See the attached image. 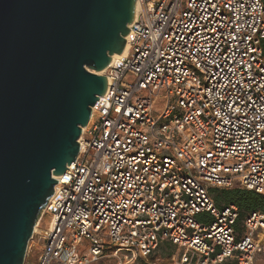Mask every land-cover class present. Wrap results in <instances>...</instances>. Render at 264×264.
I'll use <instances>...</instances> for the list:
<instances>
[{
	"label": "built area",
	"instance_id": "built-area-1",
	"mask_svg": "<svg viewBox=\"0 0 264 264\" xmlns=\"http://www.w3.org/2000/svg\"><path fill=\"white\" fill-rule=\"evenodd\" d=\"M138 2L128 51L102 73L107 93L34 230L36 264H124L121 253L146 257L164 241L181 264H255L264 213L240 219L212 188L264 194V0Z\"/></svg>",
	"mask_w": 264,
	"mask_h": 264
},
{
	"label": "water",
	"instance_id": "water-1",
	"mask_svg": "<svg viewBox=\"0 0 264 264\" xmlns=\"http://www.w3.org/2000/svg\"><path fill=\"white\" fill-rule=\"evenodd\" d=\"M138 0H0V264H24Z\"/></svg>",
	"mask_w": 264,
	"mask_h": 264
},
{
	"label": "rangeland",
	"instance_id": "rangeland-1",
	"mask_svg": "<svg viewBox=\"0 0 264 264\" xmlns=\"http://www.w3.org/2000/svg\"><path fill=\"white\" fill-rule=\"evenodd\" d=\"M135 79L136 76L131 73L127 74V76L125 77V80L127 82H134ZM145 92L146 91H144V93ZM165 101H166V91L163 89L159 92L155 100V111L157 113L163 109L165 105ZM40 217L38 218L37 221L38 223ZM50 218L51 216L49 215L46 216V218L42 222L43 228H47L49 226ZM43 241L44 239L39 237L37 234H35V236L29 240L26 258L29 259L30 264H36L39 261L41 245L43 244ZM177 252H178V248H176L174 254H177ZM124 254L125 253L120 254L124 264H181L177 259L173 258L174 254L173 256L163 255L161 250H156L154 253H152V255L146 257L137 256L134 259L131 258L129 254H127L128 257H124L123 256ZM53 264H58V263L54 262ZM96 264H120V259L115 256H105ZM255 264H264V252L258 253L256 255Z\"/></svg>",
	"mask_w": 264,
	"mask_h": 264
},
{
	"label": "trees",
	"instance_id": "trees-1",
	"mask_svg": "<svg viewBox=\"0 0 264 264\" xmlns=\"http://www.w3.org/2000/svg\"><path fill=\"white\" fill-rule=\"evenodd\" d=\"M212 194L217 205L224 207L234 203L240 208V219H243L251 211H261L264 213V194L255 190L233 186L230 188H212ZM202 217V216H201ZM177 246L170 242H162L157 250H161L163 255L173 256ZM152 255V254H151ZM222 264H236L235 260H227Z\"/></svg>",
	"mask_w": 264,
	"mask_h": 264
},
{
	"label": "bare ground",
	"instance_id": "bare-ground-1",
	"mask_svg": "<svg viewBox=\"0 0 264 264\" xmlns=\"http://www.w3.org/2000/svg\"><path fill=\"white\" fill-rule=\"evenodd\" d=\"M137 8H139V2H138V5H137ZM128 48H129V43L126 42V44H125V48H124V51H123L122 53H114V54L112 55V60H111V62H113V61H115L116 59L120 58L121 56L125 55V54L127 53V51H128ZM105 69H106V68H105ZM105 69H102V70L98 71V73H104ZM85 127H86V126H83V129H85ZM80 139H81V137H80ZM43 211H44V210H43ZM43 211H42V212H43ZM37 223H38V222H37ZM37 223H36V225H35V228H37V227H36V226H37Z\"/></svg>",
	"mask_w": 264,
	"mask_h": 264
}]
</instances>
